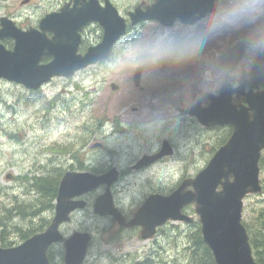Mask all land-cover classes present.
Returning <instances> with one entry per match:
<instances>
[{
  "label": "rangeland",
  "instance_id": "obj_1",
  "mask_svg": "<svg viewBox=\"0 0 264 264\" xmlns=\"http://www.w3.org/2000/svg\"><path fill=\"white\" fill-rule=\"evenodd\" d=\"M68 1L0 0V14L10 16L22 28H35L41 17L57 11ZM108 1L127 23L128 11H132L141 2V9L144 10L154 2ZM182 26L184 25L177 21L172 27ZM163 29L166 27L154 21L138 23L120 38L105 61L82 69L67 79L53 78L39 89L30 91L21 85L0 79V229H5L3 237L12 243L10 246L23 241L16 229L21 226L22 219L17 206L32 204L31 210H38L36 216L42 223L50 222L54 214L53 201H40L42 197L39 190L33 187V178L45 176V171H50L51 168L66 171L72 164L74 170L78 171L70 153L61 154L48 149L55 143L72 148L73 153L78 154V159L74 160L81 167L79 171L100 174L112 166L121 170L129 169L142 155L157 152L161 143L167 141L173 149L170 157L146 166L141 172L128 170L132 175H126L114 189L116 205L125 215L130 216L148 193L157 191L168 194L182 179L193 177L214 151L226 142L231 127L204 128L195 118L179 113L153 136H147L140 130L138 117L143 109L151 105L154 97L164 93L178 107H185L189 104L190 94L198 90L206 73H196L198 66L194 64L195 61L179 70L167 66L160 69L157 74V78H161L157 87L159 90L154 89L155 87L147 88L142 82L140 91L130 84L132 76L128 71L129 62L151 37ZM248 31V27H243L225 32L214 39L216 46L214 51H210L209 61L205 64L209 69L216 70L214 75L218 72L224 77L225 74L216 63V56L239 40L246 43ZM101 36L102 30L97 24L86 27L81 32L78 51L84 53L88 46L99 43ZM3 44L7 48L12 46L5 40ZM213 45L211 42L210 47H214ZM205 52L204 50L202 54L207 58ZM253 59L254 56L247 48L244 60L230 74L239 77L242 71L247 72ZM49 60L50 57H43L41 63ZM190 78L198 88L188 83ZM111 83L118 85L117 91L110 88ZM219 88L214 94H217ZM185 90H188L187 93ZM206 101L201 104L207 105L208 100ZM132 107L137 108L135 113L130 111ZM100 114L104 118L98 127L97 117ZM121 128L123 133L119 131ZM114 129L119 133H115ZM95 143H101L103 148L91 149L90 146ZM146 170V173L138 176ZM52 176L56 178L54 174ZM261 177L264 188V173ZM146 178L151 182L141 184ZM102 192L103 188H100L81 197L87 202V208L76 211L70 222L60 228L65 238L74 231L91 235L83 264H133L145 260L154 261V264H187L184 261L187 251L184 250L191 245L190 236L196 232L197 225L170 223L152 240H142L137 229L120 230L110 217L93 215L92 202ZM184 212L196 219L193 207L187 206ZM259 214H264V189L260 194L247 196L243 203V222L248 223L251 230L256 232L255 239H261ZM31 235L32 233H28L26 236ZM262 235L264 238V231ZM258 246H264V239L256 246L252 245L255 253ZM127 254L133 257L124 256ZM62 258V243L56 244L50 250L49 259L52 263L62 264ZM260 259L264 264V250Z\"/></svg>",
  "mask_w": 264,
  "mask_h": 264
},
{
  "label": "water",
  "instance_id": "obj_2",
  "mask_svg": "<svg viewBox=\"0 0 264 264\" xmlns=\"http://www.w3.org/2000/svg\"><path fill=\"white\" fill-rule=\"evenodd\" d=\"M155 1L144 13L137 10L130 14L132 24L145 18H155L168 26L176 18L184 24H193L208 12L212 3V0ZM92 22L102 27V41L89 47L84 55L79 54L80 32ZM0 26V41L13 39V48L9 50L0 43V79L27 89L38 88L56 76L70 77L100 61L125 33L124 21L115 9L107 1L101 8L96 0H74L71 8L65 4L59 12L42 18L37 29L22 31L7 18L0 19ZM245 48L243 42H238L227 49L221 54L219 65L233 71L243 58ZM43 57L51 59L41 64ZM138 80L139 74H135L136 85ZM231 82L237 86L233 88ZM263 82L264 53L256 56L251 70L243 72L239 79L226 75L218 96L208 95L209 106L201 108L197 103L184 112L195 115L205 127L230 125L233 128L226 144L214 153L194 180H185L169 196L148 197L133 218L125 223L108 190L117 179L115 170L98 177L66 173L59 184L51 225L17 247L0 249V264H49L47 249L63 241L59 225L69 221V214L76 208L84 207L83 202L71 199L100 184H106V192L95 201L94 212L112 215L120 226H141L143 239L152 237L155 228L168 220L190 223L192 219L181 210L194 203L203 240L209 246L215 264H258L251 255L240 219L243 197L261 190L258 162L264 149V88L259 90V86ZM164 148L169 149L166 143ZM188 185H192L194 191H186ZM218 186L220 191H217ZM89 240L87 233L77 232L65 240L64 264H81Z\"/></svg>",
  "mask_w": 264,
  "mask_h": 264
},
{
  "label": "clouds",
  "instance_id": "obj_3",
  "mask_svg": "<svg viewBox=\"0 0 264 264\" xmlns=\"http://www.w3.org/2000/svg\"><path fill=\"white\" fill-rule=\"evenodd\" d=\"M248 27L246 46L253 56L264 53V0H212L208 12L196 23L161 30L146 42L128 65L130 76L140 74L147 88L160 85L157 74L167 66L179 70L199 60L208 43L225 32ZM209 69L185 108L206 103L223 82V74ZM130 84L133 82L130 80ZM186 93L188 90H185ZM176 102L160 95L152 99L138 117L139 128L147 136L157 134L176 116Z\"/></svg>",
  "mask_w": 264,
  "mask_h": 264
},
{
  "label": "trees",
  "instance_id": "obj_4",
  "mask_svg": "<svg viewBox=\"0 0 264 264\" xmlns=\"http://www.w3.org/2000/svg\"><path fill=\"white\" fill-rule=\"evenodd\" d=\"M49 150H51L52 152H59L61 154L70 153L73 159H76V160L78 159V154L77 153L74 154L73 153L74 151L72 150V148L63 147V146L57 145V143L53 144V146H51ZM259 166H260V170L264 172V151L262 152V155L259 161ZM44 174L45 176L43 177L33 178L34 179L33 187L39 190L41 194L40 196L42 197L40 201L54 200L56 197V193H57L58 182L62 176V169L59 170V169L51 168L50 171H45ZM52 174H54L56 178H54ZM31 209H32V204L24 205L20 208L19 213L22 214V217H23L22 221H24V223L27 221L28 216L31 217L22 227H20L17 230L21 238L26 237L28 233H34L38 230H41V228L45 224V222L42 223V220H38L37 218H35V216L38 213V210H31ZM30 220L31 222L33 221L34 222L31 223ZM260 225L261 227H264V219L260 223ZM4 231H5L4 229H0V245H6L9 242L3 237ZM198 234L199 233H197L196 235ZM196 238H198V236ZM199 244H202L201 240L199 241ZM262 250H264V246L257 247V254L259 257L261 256ZM189 258L192 264H214L210 252L203 245H200L199 247H197V245L195 244L194 246H192V248L189 250Z\"/></svg>",
  "mask_w": 264,
  "mask_h": 264
},
{
  "label": "flooded vegetation",
  "instance_id": "obj_5",
  "mask_svg": "<svg viewBox=\"0 0 264 264\" xmlns=\"http://www.w3.org/2000/svg\"><path fill=\"white\" fill-rule=\"evenodd\" d=\"M1 16H5V17H7V18L13 20V19H12L10 16H8V15L0 14V17H1ZM14 21H15V20H14ZM15 23H16L17 27L22 28V27L18 24L17 21H15ZM5 42H6L7 44H10V43H12V39H11V38H7V39H5ZM246 53H247V46H246V52H245V54H244V56H243V58H242L241 60H244V58H245V56H246Z\"/></svg>",
  "mask_w": 264,
  "mask_h": 264
},
{
  "label": "bare ground",
  "instance_id": "obj_6",
  "mask_svg": "<svg viewBox=\"0 0 264 264\" xmlns=\"http://www.w3.org/2000/svg\"><path fill=\"white\" fill-rule=\"evenodd\" d=\"M45 1V0H44ZM186 67H187V65H186ZM56 77H62V76H56ZM56 77H53V78H56ZM160 80H161V78H160ZM159 87V86H158ZM154 89H156V90H159L157 87H155ZM48 177V176H47Z\"/></svg>",
  "mask_w": 264,
  "mask_h": 264
}]
</instances>
